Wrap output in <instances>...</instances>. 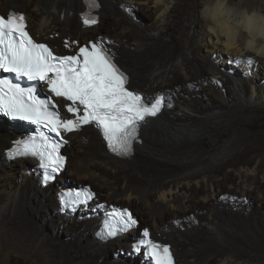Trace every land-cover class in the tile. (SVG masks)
Here are the masks:
<instances>
[{
  "label": "bare ground",
  "instance_id": "obj_1",
  "mask_svg": "<svg viewBox=\"0 0 264 264\" xmlns=\"http://www.w3.org/2000/svg\"><path fill=\"white\" fill-rule=\"evenodd\" d=\"M99 1L100 23L91 29L84 28L80 19L79 13L85 10L83 0H0V11L27 8L29 29L37 39L50 41L58 51L63 38L86 42L108 35L111 25L114 33L108 37L114 42L116 60L131 75V87L149 96L168 90V106L156 119L141 125L143 143L135 145L134 154L126 159L110 155L92 127L71 134L70 138H77L65 148L71 155L66 169L46 188L40 187L35 161H7L2 147L8 140L6 134L11 140L13 133L0 128L3 242L14 241L21 250L20 232L34 226L38 230L29 232L32 245L39 244V250L51 257L42 260V264H66V260L70 264H146L142 256L133 258L129 250L131 235L138 232L106 243L96 239L102 215L93 206L81 209L74 217L59 215V181L73 178L96 183L101 189L98 197L104 195L108 205L115 204L113 201L132 205L146 226H152L156 238L172 242L177 259L184 264H264V142L248 149L245 159L244 154L231 156L236 134L216 153V149L211 153L205 148L206 140L212 145L217 139L215 129L205 124L222 118L236 104L264 105V58L225 51L208 31L202 13L200 16L195 12L185 21L174 22L177 0ZM250 1L232 0L239 8L264 11V0L257 6ZM132 6L131 13L126 11ZM141 13L148 19H143ZM55 34L58 39H52ZM174 34L182 44L178 57L172 42ZM238 58H251L255 63L236 64ZM224 77L234 82V92L224 93ZM192 80L212 96L205 98L203 91L191 89V96L178 98L179 83L185 85ZM6 125L12 124H3ZM21 127L13 125L11 129L19 133ZM219 164L224 165L221 171L213 168ZM97 165L103 168L100 172L94 169ZM119 173L124 175L121 188L107 175ZM192 213L197 221L191 218ZM47 228L55 233L52 239ZM234 238L245 244L231 246ZM117 242L124 246L123 251L120 248L119 255L115 252L116 261L105 262L110 245Z\"/></svg>",
  "mask_w": 264,
  "mask_h": 264
},
{
  "label": "snow or ice",
  "instance_id": "obj_2",
  "mask_svg": "<svg viewBox=\"0 0 264 264\" xmlns=\"http://www.w3.org/2000/svg\"><path fill=\"white\" fill-rule=\"evenodd\" d=\"M83 3L86 11L81 13L82 24L96 25L99 16L94 12L101 6L99 0ZM133 8L126 11L131 13ZM28 29L25 14L0 15V116L36 126L35 134L13 142L7 157L38 160L43 182L47 183L65 167L66 157L61 154L68 144L65 136L89 125L99 130L112 153L131 155L134 143L139 142L141 125L168 106L166 97H148L131 87L129 74L118 65L116 54L109 47L112 41L98 38L79 46L77 41L65 40L66 49L76 50L58 55L47 43L34 39ZM235 63L251 66L255 62L238 58ZM40 85L47 89L44 98L38 94ZM57 98L66 102L64 112ZM95 196L90 188H83L62 194L61 204L75 210ZM136 223L127 208L113 207L99 235L109 239ZM141 249L151 264H175L170 245L151 238L148 229L134 245L137 253Z\"/></svg>",
  "mask_w": 264,
  "mask_h": 264
},
{
  "label": "rangeland",
  "instance_id": "obj_3",
  "mask_svg": "<svg viewBox=\"0 0 264 264\" xmlns=\"http://www.w3.org/2000/svg\"><path fill=\"white\" fill-rule=\"evenodd\" d=\"M259 1L260 0H251L250 2L254 6H257V2H259ZM2 2H4V1H1V3ZM204 2H205V0H177V3H178L177 7L173 11V21L174 22L185 21L189 16L192 15V13H195V12H197V14L199 13L198 15L201 16L202 9H203L202 7H203ZM23 8H25V7H21V8L11 7L10 9H15L18 11L25 12L27 15V13H28L27 8H25L26 10ZM141 16L145 20L148 19L142 13H141ZM171 31H172V28L169 30L168 34H171L170 33ZM112 32L114 33V29L110 25L109 30L106 31V33H108V35L110 34V36L111 35L113 36ZM92 34L97 35V33H95V32H92ZM101 35H107V34H101ZM58 38H59L58 34H55V36L52 37V39H58ZM77 40H79V43L84 42V40L80 39V38ZM172 42L175 44V47L178 49V50L176 49V51H175V57H178L182 51V44L176 39V34H174L172 36ZM48 43L51 44L50 41H48ZM240 75H241V73H239L238 76H240ZM223 80H224V86H223L224 93L230 94V93L234 92L235 91L234 82L227 81V79H225V77ZM195 81L196 80H192L191 82H189L188 84H185V85H183L184 83H179L178 98L182 99L184 97L191 96L192 95V93H190L191 89L196 90V91H201V92L203 91L205 98H210L212 96L210 91L202 89L201 85H198V83H196ZM141 92H143L145 94V91H141ZM167 92H169V91L168 90L165 91L163 89V90L157 91L155 93L156 94L157 93H159V94L165 93L167 95ZM154 95H151V97H153ZM146 96H149V95H146ZM3 124H5V123H1L0 128H3V130L5 129V131L8 130V132H10L11 134L15 132L13 129L10 128L11 125L3 126ZM205 125L208 127H213L215 129V134L217 135V139L214 141V143L212 145L209 144V140H206L207 142L205 141V143H206L205 148L207 150H210L211 153H213L212 151L216 149V151H215V153H216L218 150L223 149V147L226 145V142L232 136H234L236 134L237 140L235 141L236 142V144L234 146L235 148H234L233 152L231 153V156L236 154V153L237 154L239 153L240 155L244 154L243 159H245L246 158L245 152L248 149L254 148L256 144H258L262 141L264 142V105H246L243 103L233 105L228 110V112L225 116H223L220 119L214 120V122L212 121L210 124H205ZM6 136H7L8 140L5 141L6 146L4 145L2 147V150L4 148L5 149L8 148V146H7V145H9V144H7L8 141L11 142V140H9L10 136L8 134H6ZM76 138H77V136H75L74 139L71 138V142L69 144V147L73 145ZM87 138L88 137L85 136L84 140H87ZM65 152L67 153L68 156H71L70 152H69V148H67L65 150ZM249 156H251V155H247V157H249ZM233 161H234V159L230 160V163ZM31 162H30V165L34 168L35 163L33 161H31ZM257 162L258 163L261 162L260 157L257 158ZM79 163H83V162H79ZM19 164H17V165H19ZM243 164H245V163H243ZM213 168L221 171L224 169V165H221V164L215 165V166H213ZM91 169L92 168H90V171H91ZM94 169H96L98 172H100L103 168L101 166L97 165V167ZM29 171H32V170H30V168H29ZM34 171L36 172L35 169H34ZM91 173H95V172H91ZM107 175L109 178L115 179L117 182H119L118 186L121 188V183H122V180L124 178L123 174L119 173L117 175H113V174L112 175L107 174ZM112 177H114V178H112ZM68 181L69 182L73 181L74 184L90 185L93 187V189L95 191L98 192V195H100L101 189L94 182H91L89 180H84L83 182H79L76 179H73V178L68 179L67 178L63 181H59V184L65 183ZM99 198L103 201H106L108 204L109 200L104 195L99 196ZM113 203L120 204L122 206L130 207L132 210L135 211V208L132 205H127V202L113 201ZM135 214L141 220V223H142L141 227L146 226V222L144 220H142V218L140 217L141 214L139 213L140 214L139 215L136 211H135ZM0 218H1V215H0ZM191 218L193 220L197 221V216L194 213H192ZM147 227H150L152 229L151 225H147ZM36 230H38V228L32 226V228L30 230H28L26 232H20V235L22 237L21 242L23 244V248L21 250L18 249L19 247H21V245L14 243V241L3 242L4 241L3 236H2V233H0V264H42V262H43L42 260L51 258L47 255L46 252H42L39 250V244L35 243L34 245H32V242L29 239L30 238L29 232H34ZM46 233H47L49 239H52V237H54V235H55L54 231L50 228H47ZM133 235L136 236V234H133ZM157 237L159 239L161 238L160 236H157ZM60 238L62 239L63 236L60 235ZM165 241H167V240H165ZM167 242H170V241H167ZM120 243L121 242H119V243L117 242L115 244L112 243L110 245V247H111L110 255L111 256L110 255L107 256L104 260L105 262H109L112 259L116 261L117 255L115 254V252H117V254L119 255V253L121 252V249H122V251L124 249V246L122 244L120 245ZM230 244H231V246H234L236 244H245V243L240 238H234V239H232ZM28 248H29L30 252H28V250H27ZM258 249L261 252L263 250V249L261 250L260 248H258ZM138 263L139 262L137 261V264ZM140 263H143V262L141 261ZM66 264H70V261L66 260ZM110 264H112V263H110Z\"/></svg>",
  "mask_w": 264,
  "mask_h": 264
},
{
  "label": "clouds",
  "instance_id": "obj_4",
  "mask_svg": "<svg viewBox=\"0 0 264 264\" xmlns=\"http://www.w3.org/2000/svg\"><path fill=\"white\" fill-rule=\"evenodd\" d=\"M202 16L225 51L264 58V11L239 8L232 0H205Z\"/></svg>",
  "mask_w": 264,
  "mask_h": 264
},
{
  "label": "water",
  "instance_id": "obj_5",
  "mask_svg": "<svg viewBox=\"0 0 264 264\" xmlns=\"http://www.w3.org/2000/svg\"><path fill=\"white\" fill-rule=\"evenodd\" d=\"M118 62V61H117ZM122 67V66H121ZM124 70H126L124 67H122ZM134 89V88H133ZM136 91H137V89H135ZM139 92H141V91H139ZM141 93H143V92H141ZM148 119H152V120H154V119H156V117H151V118H148ZM17 139V137L15 136V135H13L12 136V139H11V143H10V145L8 146V148L7 149H5V150H8L10 147H11V145H12V142L14 141V140H16ZM5 150H4V152H5ZM60 187H62V188H67V186L66 185H64V184H60ZM134 211V210H133Z\"/></svg>",
  "mask_w": 264,
  "mask_h": 264
},
{
  "label": "trees",
  "instance_id": "obj_6",
  "mask_svg": "<svg viewBox=\"0 0 264 264\" xmlns=\"http://www.w3.org/2000/svg\"><path fill=\"white\" fill-rule=\"evenodd\" d=\"M12 126H10V128H11ZM71 183H73V181H71ZM65 189H67V188H65ZM131 210V209H130Z\"/></svg>",
  "mask_w": 264,
  "mask_h": 264
}]
</instances>
